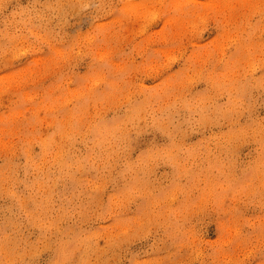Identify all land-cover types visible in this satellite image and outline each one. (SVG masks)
Here are the masks:
<instances>
[{
	"label": "rangeland",
	"instance_id": "obj_1",
	"mask_svg": "<svg viewBox=\"0 0 264 264\" xmlns=\"http://www.w3.org/2000/svg\"><path fill=\"white\" fill-rule=\"evenodd\" d=\"M4 2L0 264H262L264 0Z\"/></svg>",
	"mask_w": 264,
	"mask_h": 264
},
{
	"label": "clouds",
	"instance_id": "obj_2",
	"mask_svg": "<svg viewBox=\"0 0 264 264\" xmlns=\"http://www.w3.org/2000/svg\"><path fill=\"white\" fill-rule=\"evenodd\" d=\"M78 2L80 6L84 9H99L101 7H107L108 5H111L112 10L115 11L117 6V0H96L95 3L93 2V0H78ZM6 7L7 4L4 2V0H0V10H4ZM12 67L14 66L8 64L0 65V71H9ZM192 130L193 132H195L194 128ZM111 147L113 148V150L118 149L117 140H113ZM175 156L177 159H183V155L180 150H177ZM163 167L164 165L162 164L161 168L158 169V172H160L161 179L166 180L167 173L162 171ZM192 187V177L190 176L188 169H185L183 172H179L175 178L173 192L176 195H187L191 192ZM170 219L171 213L167 210V204L164 200H161L159 201L154 211L144 218L143 227L148 228L155 224L167 223ZM155 235L157 241H159L160 234L156 233ZM262 264H264V261H262Z\"/></svg>",
	"mask_w": 264,
	"mask_h": 264
},
{
	"label": "snow or ice",
	"instance_id": "obj_3",
	"mask_svg": "<svg viewBox=\"0 0 264 264\" xmlns=\"http://www.w3.org/2000/svg\"><path fill=\"white\" fill-rule=\"evenodd\" d=\"M262 71H264V68H262Z\"/></svg>",
	"mask_w": 264,
	"mask_h": 264
}]
</instances>
